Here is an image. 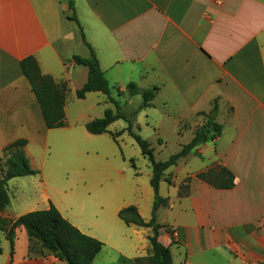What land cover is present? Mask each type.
<instances>
[{
	"label": "crops",
	"instance_id": "crops-1",
	"mask_svg": "<svg viewBox=\"0 0 264 264\" xmlns=\"http://www.w3.org/2000/svg\"><path fill=\"white\" fill-rule=\"evenodd\" d=\"M73 3L74 10L69 0H0V154L5 145L25 139L24 150L41 188L38 201L25 200L18 213L5 208L0 216L13 220L52 202L81 232L103 242L91 264H135L134 258L147 255L152 229L127 225L118 217L121 208L134 205L143 219H150L140 209L138 187L128 192L114 187L108 217L105 188L84 172L72 181L67 203L47 193L55 187L53 177L63 160L73 154L78 158L86 139L97 141L104 134L85 128L108 108L102 106L108 102L101 98L104 93L76 97L87 67L73 56L87 57L89 51L69 18L75 12L111 89L125 96L128 82L156 87L149 107L159 106L163 118L173 119L175 130L189 129L186 137L180 133L181 144L203 122L199 113L210 111L217 100L220 135L187 154L195 151L200 164L186 167V155L159 183V194L168 204L156 213L158 240L170 247L173 264H264V0ZM29 55L42 74L66 87L63 126L45 125L20 68ZM144 111L138 120L142 112L146 117ZM137 124L142 128V120ZM214 165L234 174L231 188H216L195 177ZM186 177L191 179L180 195ZM0 247V264H65L29 236L21 222L9 232L0 231Z\"/></svg>",
	"mask_w": 264,
	"mask_h": 264
},
{
	"label": "trees",
	"instance_id": "trees-1",
	"mask_svg": "<svg viewBox=\"0 0 264 264\" xmlns=\"http://www.w3.org/2000/svg\"><path fill=\"white\" fill-rule=\"evenodd\" d=\"M69 7L74 10L73 0H69ZM69 18L76 22L81 39L89 50L87 57L73 56L75 63L87 67L86 82L76 91V97L84 98L86 93L90 91H100L116 107L115 111L106 108L102 117L94 118L86 122V130L91 134L105 133L108 132L110 123L123 118L128 121V132L134 137L140 147L142 155L148 159L152 168L150 184L153 189V204L150 219H143L134 205L123 207L118 211V217L125 224L150 227L152 229V234L147 236L149 242L147 255L134 258V263L173 264L170 247L163 245L158 240V230L161 225L156 222V213L161 205L166 206L168 204L167 198H163L159 194V183L164 172L170 166L176 165L181 158L185 157L198 145L213 140L220 135L223 125L216 121L218 114L217 100H214L210 111L199 113L203 115L204 120L199 126L194 128L193 136L189 142L182 144L180 149L169 155L167 159L163 161L156 160L151 143L139 134L134 133L131 124L135 113L151 105V101L156 93V87L140 88L135 82H128L125 86L126 91L130 94H141L142 102L131 116H126L121 111V106L118 101L111 95L112 89L109 82L100 67L94 49L85 39L75 12H72ZM20 68L23 75L29 81L32 91L40 105L46 127L56 128L63 126L65 124L64 102L67 93L66 87L58 85L51 76L42 74L35 57L32 55L20 61ZM117 92L121 94L120 90H117ZM120 133L121 131H117L111 133V135L115 138ZM25 145L26 140L21 138L5 145L1 150L4 161L0 169V213L9 203L7 181L13 177L34 175L37 173L30 166L29 158L24 150ZM195 177L216 188H231L234 185V174L228 168L221 165H214L206 170L200 171L195 174ZM166 179L168 182L171 181L169 178ZM190 179L191 177H186L184 180L186 184H180V195L186 193L185 188ZM17 222H21L25 226L29 236L38 239L46 249L51 251L56 258L65 264H91L103 246V242L81 232L75 225L68 221L52 202H49L48 207L45 209L28 211L13 220L0 216V231H11Z\"/></svg>",
	"mask_w": 264,
	"mask_h": 264
},
{
	"label": "rangeland",
	"instance_id": "rangeland-1",
	"mask_svg": "<svg viewBox=\"0 0 264 264\" xmlns=\"http://www.w3.org/2000/svg\"><path fill=\"white\" fill-rule=\"evenodd\" d=\"M110 84L112 85V83ZM111 95L118 101L121 106V111L128 117L138 109L142 102L141 94H130L126 92V95L122 96L121 94H118L117 90L112 89ZM101 96L104 102L108 100L105 94ZM102 106L108 107L113 111L116 110L115 105L111 102L109 103V101L102 104ZM144 109L146 117L142 112L138 120L136 116ZM101 116H103V114H101ZM170 116L172 115L170 114ZM140 120H142V128H139L137 124ZM115 122L114 125L108 126V133L96 137L99 138L97 141L86 139L84 143L85 150H83L82 155L79 154L78 158H76V154H73L68 156V160L66 159L67 162L63 160L62 167L55 172V176L53 177L55 187L54 189L48 188L49 190H47V193L48 195L53 194L55 200L67 203V201L70 200L68 191L71 189L70 187H72L73 183H75L72 181L77 179L81 172H84L88 177L94 180V182H97L96 184H101V186L98 187L105 188V201L107 202L106 205L108 207V209H105V214L107 217L110 215L113 207L110 191L114 187L119 188L121 186L127 192L138 187V198L141 199L140 209L142 212H146L147 215L151 216V198L153 195L148 197V193L152 192L149 183L152 171L150 162L142 155L139 145L134 137L128 132V121L120 118ZM157 123L160 126V130H156ZM131 124L134 133L139 134L142 138L147 139L151 143L155 159L158 161L167 159L169 155L180 149L182 145L181 143L184 141L180 136V133H182L184 137L190 134L189 129L184 127L178 129V131L177 129L175 130L173 119L171 117L163 118L159 106L155 107V109L148 106V108L145 107L139 110L134 114ZM122 127H125V130H121ZM115 131H121V133L114 138L111 133H114ZM160 137H163V142ZM121 139L124 140L121 142ZM49 151L51 157L52 151L51 149ZM99 156L107 158L106 162ZM3 161L4 158L2 157V154H0V169L3 166ZM199 164L200 160L195 151H192L187 155V161L185 163L186 167H191V165L196 167ZM171 167L172 166L168 169L170 170ZM180 167L182 168L184 165H180ZM47 168L48 161L45 162V169ZM116 175H118L117 178L115 177ZM163 178L164 177L162 176L160 181H162ZM40 189L41 188L38 187V176L36 174L9 179L7 181L9 203L5 208L13 213H18L20 211L18 209L22 207L25 200L29 199L32 201H38L36 199V194H40ZM18 204L19 207L17 208L16 206H18ZM157 218H159L158 215Z\"/></svg>",
	"mask_w": 264,
	"mask_h": 264
}]
</instances>
